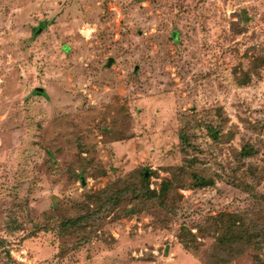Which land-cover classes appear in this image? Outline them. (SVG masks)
Wrapping results in <instances>:
<instances>
[{"label": "rangeland", "instance_id": "1", "mask_svg": "<svg viewBox=\"0 0 264 264\" xmlns=\"http://www.w3.org/2000/svg\"><path fill=\"white\" fill-rule=\"evenodd\" d=\"M246 144L261 165L264 0H0V264H211Z\"/></svg>", "mask_w": 264, "mask_h": 264}, {"label": "trees", "instance_id": "2", "mask_svg": "<svg viewBox=\"0 0 264 264\" xmlns=\"http://www.w3.org/2000/svg\"><path fill=\"white\" fill-rule=\"evenodd\" d=\"M216 132V130H212L210 134L214 138H217ZM221 136L225 138L226 134ZM185 151L186 149L184 148ZM234 152L236 155L234 173L230 182L236 188L247 194L250 205L234 212H222L217 217L209 218V223L214 229L212 234L215 236V243L207 251V259L211 264H230L234 260L248 254L252 259L250 264H264V193L257 188L264 178V157L262 158L263 163L261 165L255 162H249L245 169H241L244 165L243 161L247 157L258 154V152L251 144H246L240 151ZM189 162H191L190 165H188ZM195 162L193 158H184L183 168L189 170V176L191 178L189 186L185 185L184 187L206 188L213 186L215 179L212 175H207L202 171L194 169L193 165ZM78 177L80 180H83L81 174ZM128 192L129 190H124L122 194ZM138 192L137 190L132 191L134 194L133 200L137 198ZM122 194H119L117 190L115 196L111 197L108 202L117 200ZM150 197H152L150 193H142L140 191V198L147 199ZM106 205L107 203L103 204L104 207ZM78 221L79 219L76 220V222ZM76 222H73L71 225H74ZM188 233L186 234L190 236L187 238V241H184V247L186 248H190L189 242L193 244L196 241L195 236ZM193 249H196V245Z\"/></svg>", "mask_w": 264, "mask_h": 264}]
</instances>
